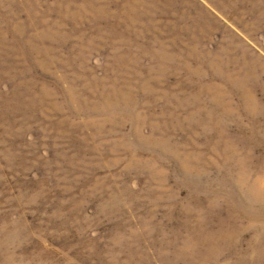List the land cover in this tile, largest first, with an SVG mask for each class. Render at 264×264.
<instances>
[{"label": "rangeland", "instance_id": "374dc122", "mask_svg": "<svg viewBox=\"0 0 264 264\" xmlns=\"http://www.w3.org/2000/svg\"><path fill=\"white\" fill-rule=\"evenodd\" d=\"M0 264H264V0H0Z\"/></svg>", "mask_w": 264, "mask_h": 264}]
</instances>
